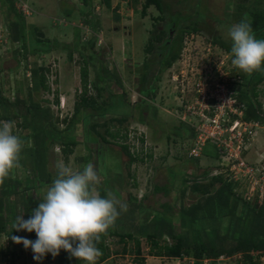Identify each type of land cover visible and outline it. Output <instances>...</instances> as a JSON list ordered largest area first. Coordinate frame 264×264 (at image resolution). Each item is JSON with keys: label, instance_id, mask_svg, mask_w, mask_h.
<instances>
[{"label": "rangeland", "instance_id": "rangeland-1", "mask_svg": "<svg viewBox=\"0 0 264 264\" xmlns=\"http://www.w3.org/2000/svg\"><path fill=\"white\" fill-rule=\"evenodd\" d=\"M20 1L21 3H18ZM249 1L255 0H163L164 4L169 5L170 8L166 9L163 15L153 6L148 7L145 14L142 15V3L134 8L133 0H111L112 9L109 10L101 5V0H87V5L83 0H16L14 3L15 10L25 21L27 32L32 34L29 25L34 24L39 27V31L36 33L39 38H48L49 40L55 38L59 46L71 44L76 34L81 37V42H86L90 38L89 36L93 34L91 25L94 24L97 29L95 35L97 39L96 52L99 53L110 71L120 75L122 82V86L118 87L115 83L107 81L106 89L101 92L100 99L107 101L109 90L115 93L123 91L126 97L125 102L133 107L142 97V100H146L147 104L156 108V121H158L156 125L163 124L164 132L157 131L156 136H154L153 128L151 129L147 125L131 119V117L123 123L112 120V118H121L123 115H131V113L138 115V112L134 111L133 108L126 107L119 98L113 97L110 101L111 105L107 107L108 111L104 115L80 118L77 128L71 132V137L76 144L71 147L70 154H64L62 147L58 144H52L53 141L45 153L40 150L39 156L44 153L46 162L42 167L41 162H37L39 157L37 152L38 149H41V145H36L38 140L35 142L31 137L27 140L25 136L28 135V130L24 126L26 124L23 119L2 120L0 124L13 122L14 134L18 135L24 142L20 154V167L14 169L10 177L6 178L3 184H0V200L3 201L0 215L5 213L4 220L7 223V229L12 230L11 225L15 221L11 219L10 214L14 217L21 215V213L25 214L28 205L32 204L36 207L42 201L47 188L56 177V163L63 161L73 170H82L84 165L92 164L100 176L99 191L102 197L106 198L107 193L112 192L127 207L128 204L136 207L137 204L141 203V209L137 211V216L129 212L126 214L127 210L121 212L114 225L109 228L110 231L143 236L157 234L161 227L159 222L163 221L168 227L165 228L167 232L169 226L172 231H191L190 227L195 226L194 230L206 232L207 225H204L206 214L202 215V222H197L192 226L190 222L185 221L188 217L185 218L177 212L180 206L187 207L194 204L200 197V193L192 194L189 191L187 197L181 198L182 173L184 176L185 174L188 176L195 174L197 177L206 172L213 175L216 173L214 169L218 166L217 160H208L201 155L197 158L196 164L192 162L187 156L192 140L185 137L186 133L179 127L181 122L195 126L199 120L195 114L190 113L187 109L192 106L191 102L195 101L194 88L197 82L204 80L210 84H217L221 79L227 78L228 88L233 92H238L241 79L236 76L235 70H233L235 67L231 64L230 53L214 45L211 35L220 36L223 42L231 46L227 33L229 28L238 20L233 16L235 14L234 5L243 2L247 6ZM5 4V0H0V98H7L10 102H14L16 97L26 100L28 96L27 87L30 86L27 84V80L31 76L32 63L36 62L40 67L48 68L47 83L50 91H39L38 94H34V99L39 101L41 106H49L53 122L60 130H63L67 127L68 121L63 123L62 120L64 118L70 119L73 113V103L76 99L75 95L79 94L81 90L79 69L84 64L83 59L78 53H74L72 61H69L67 59L68 51L63 48H54L39 57L31 54L27 58L24 57L21 41L18 43L12 39L9 19L13 21L15 18H9L8 15L4 14L7 8ZM93 5L95 6L93 7ZM73 8L75 14L80 9L89 14L90 9L99 8L97 14L94 12L97 19H93V15L90 17L87 15L86 22L84 17L81 20L73 17L71 21H67V15L70 11L72 12ZM23 9H25L24 13ZM195 10L199 11L198 14L200 15L197 17L199 19L206 17V15L213 17V19L216 18L217 22L208 20L213 29L211 27L207 29L205 25L200 24L206 33L186 34L179 60L172 67L163 71L160 78L155 81L154 97L150 99L140 96L139 71L144 60L149 57V54L147 55L144 50L148 44L150 33L154 32L155 34L162 29L161 26L165 24L166 20H169V15L180 11L183 15H194ZM114 13H118L122 17L119 23L114 20ZM158 16H162L164 19L157 22ZM62 17H65L66 20ZM173 17L176 18L177 16L173 15ZM161 44L156 43L155 45L159 47ZM16 51L18 53L14 54ZM16 57L19 59L18 62ZM88 68L90 70L88 81L94 82L95 73L90 65ZM257 89L260 92L258 101L262 105L261 112L264 114V82ZM88 90L89 96L99 99L94 87L91 86ZM56 95L58 101L59 97L63 100L64 105L63 103L60 105V102H58L59 105H56L54 102ZM91 121L97 122L98 126L93 128ZM150 121L152 122V120ZM174 128L179 129L178 133ZM105 129L112 132L119 130L120 135L127 130V139L125 141L118 139L114 142L105 136ZM92 131H97L107 139V142H102L98 137L96 142H90V137L96 136ZM32 134L33 132H31ZM141 135L144 139L143 147L137 139ZM167 135H169L168 140ZM60 136L64 135L61 134ZM66 139L71 140L67 137ZM120 144L127 145L129 153L143 158L142 161L134 162L130 166L126 165L127 157L122 153ZM247 147L245 158L248 162L253 164L256 159L261 158L260 156H264V124L258 128ZM210 148L213 149V146ZM97 154L102 161L100 164ZM148 155H151V159ZM83 159H88V161L85 162ZM39 179L46 182V185L40 183ZM191 184L189 182L188 186ZM155 185L168 187L167 193H155L153 190ZM4 188L6 189L5 192L3 191ZM239 189L241 190V188ZM166 203L167 205L162 206ZM249 203L253 204L252 201ZM17 212L19 213L17 214ZM146 215L148 216L147 220L144 219ZM222 222H224L223 219L219 218V223ZM213 235L207 231L209 239L205 241H207L206 244L210 241L213 242L214 249L218 250L221 248L220 239H215ZM143 236H139L141 243V254L139 255L132 253L135 250L133 242L127 243L125 246L127 252L123 253L124 245L118 242V238L107 237L106 244L110 251H116L117 254H112L100 264H195L192 257L184 256L182 259H176L150 256V244ZM194 236L196 237L193 239L194 245L203 242V236ZM23 237L32 241L36 239V235L26 231L23 233ZM159 240L160 245L172 242L167 234L162 235ZM252 262L264 264V257L255 255ZM0 264H62V262L58 256L53 258L50 254H46L42 261L37 262L33 259L31 248L25 249L23 244L13 243L12 239L3 233L0 234ZM82 264L85 262L83 261ZM208 264L247 263L240 255H233L232 257H220L208 262Z\"/></svg>", "mask_w": 264, "mask_h": 264}, {"label": "trees", "instance_id": "trees-1", "mask_svg": "<svg viewBox=\"0 0 264 264\" xmlns=\"http://www.w3.org/2000/svg\"><path fill=\"white\" fill-rule=\"evenodd\" d=\"M5 1V6L7 8L4 14H7L9 18H15L13 21H10L12 39L18 43L21 41V49L23 50L22 53L24 57L27 58L30 54L32 56L39 57L44 53L50 52L54 48H63L68 51L67 59L69 61H72L74 53H78L83 59L84 63L79 69L81 90L79 94L75 95L76 99L73 103V113L71 114L70 119L67 120V118H64L62 120L63 123L68 121L67 127L63 130H60L53 122L52 113L49 106H41L40 102L34 99V94H38L39 91H50V87L47 83V73L49 72L48 68L40 67L36 64V62L32 63V67L30 69L31 76L30 79L27 80V84L30 86L27 87L28 96L26 100L16 97L14 102H10L7 98H0V122L2 120L11 121L14 118H22L26 124L24 126H26V129L28 130V135L26 134L27 136H25L27 140L31 137V139L34 141L38 140L37 142L35 141L36 145H41V149H38L37 156L40 155V150H43L45 153L52 141L54 142L52 144H58L62 147V152L64 154H70L71 147L76 144V142L71 137V132L77 128L80 118H86V116L96 117L104 115L107 113V107H110V101L113 99V97L119 98L120 102H122V104H124L126 107H130V109L133 108L134 111L138 112V115L131 113V115H123L121 118H112V120L123 123L128 121L129 117H131V119H135V121L143 125H147L151 129L153 128L152 131L154 132V136H156L157 131H161V133L164 132L162 127L163 124L159 123L160 125H156V123H158V121H156V108L150 104H147L146 100H142V97L139 98L137 104H132L133 107L130 106L129 103L125 102L126 97L125 92L123 91L121 93H115L114 91L109 90L107 101L100 99L101 92L106 89L105 84H107V81H110L113 84L115 83V85L118 87L122 86V82L120 75H118L116 72L110 71L103 62L99 53L96 52L95 47L97 39L95 35L97 34V29L94 24L91 25L93 34L89 36L90 38L86 42H81V37L79 34H76V37L71 44L67 46H59L58 41L55 38L53 40H49L48 38H39L38 35H36V33L39 31V27L35 26L34 24L29 25V29L32 31V34L31 32H27L25 28V21L15 10V0ZM83 1L85 5H87V0ZM141 3L142 15L145 14V11L150 6H153L162 15L166 12V9H170L169 5L164 4L163 0H133L134 8H136ZM101 5L105 6V8L109 10L111 7V0H101ZM198 12L199 11L195 10L194 15H183L180 11L176 14L169 15V20H166L165 24L161 26L162 29H160L155 34L154 32L150 33V36L148 37V44L144 50L147 55L149 54V57L147 56L148 58L144 60L139 71V83L141 84V89L139 90L140 96L150 99L154 97L156 90L155 81L160 78V75L163 73V71L172 67V65L179 60L183 48V40L186 34H198L200 32H204L200 27V24L205 25L207 29L209 27L212 28V26L209 25L208 20L217 22L216 18L213 19V17L208 15H206L204 18L202 17L201 19L197 18L198 15H200ZM234 13V18L238 19L237 23H239L241 20L248 22L252 27L255 37L257 39H264V0H255L252 2L249 1L247 6L243 2H238L234 5ZM173 15H176L177 17L175 18ZM84 18L86 22L87 15H85ZM163 19L164 17L162 16H158L156 18L157 22ZM211 39L214 45H217L219 48H223L230 53L231 46L223 42L220 36L212 34ZM156 43L162 44L161 46L156 47ZM15 53L17 54L18 52L16 51L14 54ZM16 60L17 62L19 61L17 57ZM89 65L95 73L94 82L88 81V73L90 71L88 68ZM233 70H235L236 76L241 79L240 88L237 93L235 92L234 97L245 106L243 119L246 121H257L263 125L264 114L261 112L262 105L258 101V95L260 92L257 87L264 82V63H262L260 71H255L251 75H247L236 68ZM91 86L96 89V96L99 97V99H94L92 96H89L88 88ZM54 99V102L56 105H58L59 101L57 95ZM150 120H152V122ZM91 122L93 128L98 126L97 122ZM179 129L186 133L185 137L191 140H193L195 137V130L192 125H189L186 122H181ZM179 129L174 128V130H177V133ZM126 131L127 130H125L124 134L120 135L119 130L112 132L109 129H105L104 134L114 142L118 139L125 141L127 139ZM31 132H33L32 135ZM92 132H94L96 136H91L89 139L90 142H96L97 137L101 139L102 142H107V139L100 135L97 131ZM61 134L64 136H60ZM178 135L180 137L182 136L180 134ZM66 137L71 138V140H67ZM168 138L169 135H167V140ZM137 139L143 147V136L141 135ZM43 141L44 143H42ZM212 146L213 149L210 148ZM120 148L122 153L127 157L126 165L130 166L134 162L142 161L143 158L133 155L131 152L129 153L127 145L120 144ZM44 153L42 156L37 158V162H41V166L43 165L42 167H44V164H46L44 160ZM98 154L97 157L100 164L102 161L100 160ZM202 155L204 157H208V159L215 160L217 158V153L214 145L210 142H207L203 148ZM148 157L151 159V155H148ZM83 160L85 162L88 161V159ZM191 160L195 164L198 162L197 158ZM207 173L208 172L202 173L198 177L195 176V174L191 176H188L187 174H185V176L184 174L182 175V190L180 191L181 196L184 198V193L187 189H190L192 194L200 193L198 203V206L200 205V211L196 206L194 208H189V212H187L188 210L185 211L183 208H181L179 211L181 216L185 218L188 217L185 219V221L187 220L190 222L192 226H194V224L197 222H202V215L206 214L207 216L204 218V221H206L204 225H207V228L205 229L206 232H200L197 231V229L194 230V226L190 227L191 231L180 232L179 230V234L173 235L174 230L172 231L169 229L167 232L163 221L159 222L161 226L159 233L146 234L144 236L132 235L129 233L122 234L118 233L117 231H110V229H108L106 234L101 235L100 241L96 245L97 248L102 252V255L97 259L96 264L105 262L112 254H117L116 251H110L108 245L106 244L107 237H117L118 242L124 245V248L122 249L123 253L127 252L125 249L127 243L133 242L135 250H133L132 253L139 255L141 254V243L139 236H143L150 244V256L176 259H182L184 256L192 257L195 261V264H202L203 259L213 261L220 257H232L233 255H240L247 264H255L252 262L255 255L264 257V203L261 205H257L256 203L250 204L249 202L243 200L239 194L234 192L233 185L231 183H227L221 177L207 178ZM39 181L44 186L46 185V182H42L40 179ZM188 181L192 183L189 186ZM216 183H219V186H215ZM5 190L6 189L4 188L3 191L5 192ZM153 190L155 193L161 191L166 192L168 187L155 185ZM224 190H226L225 193ZM221 194L224 197L222 199L219 197ZM230 199H234V201L230 202ZM240 203H242L243 206H240ZM2 204L3 201L0 200V208L2 207ZM140 204H137L138 206L136 207L128 204L126 214L129 212L132 215L137 216V211H140L141 209ZM30 205H28V210L25 212V214L21 213V215L23 214V218L25 220L30 216L28 213H30L32 209L35 208L32 204ZM165 205H167V203L163 204L162 206ZM205 206L206 209L209 208L210 213L204 212L203 209H205ZM224 209H229L227 215L221 214V211ZM1 210L3 212V208ZM161 211L157 212L160 213ZM169 211L171 212V209H169ZM251 212L254 213V217H251ZM18 213L19 212H17V214ZM4 215L5 213L0 215V234L4 233L9 238L12 236L23 237V233L25 231L17 232L14 230H9V228L7 229V223H5ZM10 217L12 220H15L16 218L12 214H10ZM222 217L226 219H223L224 222L219 223V218ZM232 218H236V223H231ZM144 219L147 220L148 216H144ZM207 231L213 233V237L215 239H220V249H214L213 242L211 241L206 244L207 241L205 240L209 239V236H207ZM165 232H167V236L172 239V242L170 244L165 243L164 245H160L159 238L164 235ZM32 233L35 235L34 232ZM194 235L197 237L203 236V242L194 245L193 239L196 238ZM58 258L62 264L83 263V260H77L74 257L69 258V254L64 250L60 251Z\"/></svg>", "mask_w": 264, "mask_h": 264}, {"label": "clouds", "instance_id": "clouds-1", "mask_svg": "<svg viewBox=\"0 0 264 264\" xmlns=\"http://www.w3.org/2000/svg\"><path fill=\"white\" fill-rule=\"evenodd\" d=\"M227 35L231 41L232 66L247 75L260 71L264 63V39H257L251 25L244 20L233 24ZM59 102L63 103L60 97ZM13 129V122L0 124V184L20 167L24 142ZM55 167L56 177L42 201L32 209L28 219L18 215L11 225L17 232H34L36 239L20 236L11 239L13 243L23 244L25 249L31 248L37 262L46 254L55 258L64 250L69 258L96 264L102 255L96 246L101 235L114 225L120 213L127 210V205L112 192H108L106 198L100 195V176L92 164L84 165L82 170H73L58 161Z\"/></svg>", "mask_w": 264, "mask_h": 264}, {"label": "built area", "instance_id": "built-area-1", "mask_svg": "<svg viewBox=\"0 0 264 264\" xmlns=\"http://www.w3.org/2000/svg\"><path fill=\"white\" fill-rule=\"evenodd\" d=\"M227 82L225 78L217 84L204 80L195 84V101L187 109L199 120L192 125L195 137L187 156L199 158L206 143H212L218 166L214 169V176L207 174V178L221 177L233 185L234 192L243 200L261 205L264 203V156L252 164L246 160L245 154L248 142L262 125L243 119L245 106L234 97L235 92L228 88ZM208 262V259L202 260V264Z\"/></svg>", "mask_w": 264, "mask_h": 264}, {"label": "crops", "instance_id": "crops-1", "mask_svg": "<svg viewBox=\"0 0 264 264\" xmlns=\"http://www.w3.org/2000/svg\"><path fill=\"white\" fill-rule=\"evenodd\" d=\"M15 2H16V0H15ZM95 5H93V7H94ZM77 7V6H76ZM79 7V6H78ZM77 7V8H78ZM110 9H112V6L110 7ZM98 10H99V8H95V10L94 9H90V12H89V14H88V12H85V10H81L80 9V11L78 12V13H73L74 12V8L72 9V12L70 11L69 12V14L67 15L68 16V19H67V21L68 20H72L73 19V17H77L78 18V20L80 19L81 20V18H83L85 15H88V17H90L91 15H93V19H97V17L95 16V14H94V12L97 14L98 13ZM7 15V14H6ZM81 15H83V16H81ZM70 16V17H69ZM81 16V17H80ZM59 17V16H58ZM63 18V17H62ZM113 18H114V20L115 21H117L118 23L121 21V16L117 13V14H115L114 13V15H113ZM7 20L9 19V18H6ZM63 19H65L66 20V18L64 17ZM9 21H11V19H9ZM82 22V21H81ZM73 30H75V29H73ZM79 31V30H78ZM74 36H75V34H73ZM207 159H208V157H206ZM208 160H212V159H208ZM182 175H183V173H182ZM216 186H219V183H216ZM190 190L189 189H187L186 191H185V195H184V197L186 196L187 197V194H188V192H189ZM161 192H163V194L165 193H167V191L166 192H164V191H161ZM226 192V190H224V193ZM190 193H191V191H190ZM194 194V193H193ZM222 194H223V192H222ZM220 195L219 197H220V199H222V198H224L223 197V195ZM180 196H181V193H180ZM181 198H182V196H181ZM182 199H184V198H182ZM140 201H142V200H140ZM173 201V200H172ZM233 202L234 201V199H230V202ZM209 202V201H208ZM228 202H229V200H228ZM237 202H240V201H237ZM198 203H199V198L195 201V203L194 204H191V205H189V206H187V207H183V206H180L179 208H178V211L177 212H179L180 211V209L181 208H183L185 211H187V212H189V208H194L195 206L199 209V211H200V205L198 206ZM210 203V202H209ZM141 205V204H140ZM209 205V204H208ZM240 206H243V204L242 203H240ZM216 209V208H215ZM204 210V212L205 213H208L209 212V208H207L206 209V206H205V209H203ZM211 211V210H210ZM228 211H229V209H224V210H222L221 212V214H224V215H227V213H228ZM239 211V210H238ZM210 213V212H209ZM250 215H251V217H254V213H250ZM226 217V216H225ZM221 219H226V218H221ZM236 218H232L231 219V223H236ZM208 222V221H207ZM167 228V227H166ZM169 229L171 230V228H170V226H169ZM164 234H167L166 232L164 233ZM172 234V233H171ZM175 234H179L178 233V231L177 230H175L174 231V234L173 235H175ZM172 240V239H171Z\"/></svg>", "mask_w": 264, "mask_h": 264}]
</instances>
